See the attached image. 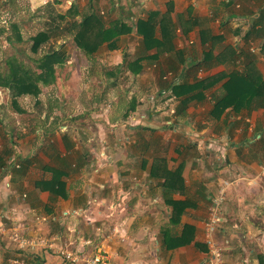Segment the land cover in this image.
<instances>
[{"label":"crops","instance_id":"obj_1","mask_svg":"<svg viewBox=\"0 0 264 264\" xmlns=\"http://www.w3.org/2000/svg\"><path fill=\"white\" fill-rule=\"evenodd\" d=\"M92 10L104 19L114 15L131 33L80 63L68 57L53 84L39 85L34 107L41 120L33 127H16L15 114L0 102V225L52 244L21 254L0 237V264L20 255L27 264H73L59 250L81 247L86 256L102 248L109 264H203L207 209L224 182L223 223L215 234L223 264H259L264 109L252 104L238 113L229 107L219 117L211 112L229 75L246 70L235 49L253 59L251 68L264 80V0L79 4L78 12ZM148 19L156 44L145 49L136 24ZM134 63L141 66L136 74L129 67ZM71 65L90 84L76 81L70 95L58 82ZM223 75L201 94L189 88ZM172 83L187 89L177 95ZM51 87L61 101H74L69 114L39 100ZM23 96L30 95L11 97L18 115L27 111L18 106ZM184 234L188 243L176 246Z\"/></svg>","mask_w":264,"mask_h":264},{"label":"trees","instance_id":"obj_2","mask_svg":"<svg viewBox=\"0 0 264 264\" xmlns=\"http://www.w3.org/2000/svg\"><path fill=\"white\" fill-rule=\"evenodd\" d=\"M93 0H89L91 3ZM50 15L52 12H48ZM53 15V14H52ZM80 16V20H75L74 17ZM58 20L69 19V24L64 31L68 32L72 39V44L75 51H79L84 57L93 56L103 44L114 46L112 43H116L117 39L122 35L130 34L132 31L131 27H128L122 21H106L99 11L78 12V9L71 6L64 14H57ZM152 20L138 21L136 30L138 35L142 36V42L145 45V49L154 46L156 44L153 37V26ZM16 28L15 26H13ZM58 30L63 34V31L59 26L48 27L46 31L39 32L31 38L32 46L31 51L38 55L33 62L38 69V73L32 71L29 68L24 67L20 63L11 62L9 72L4 78H0V87L7 88L10 91L11 97L16 98L21 95H30L38 97L40 94L39 84L51 85L56 80V69L62 68L64 63L70 57L63 46L59 48H49L45 53H38L43 45L48 43L50 39L61 37L56 36ZM59 32V33H60ZM248 35V34H247ZM17 36V35H16ZM148 44H150L148 46ZM233 57L246 67L244 71H233L228 80L224 84L225 94L215 100L214 108L211 112L212 116L219 117L227 108H231L233 112L238 113L241 109L251 106L252 104H258L264 109V80L261 79L255 69L251 68L253 59L247 57V54L240 50H236L233 53ZM242 57V58H240ZM207 56H205V61ZM236 61V62H237ZM130 70L133 73L140 71V65L134 63L130 65ZM223 76L217 77L215 80H200L194 86L189 88L194 89L201 94L203 91L209 89ZM172 90L175 94L179 95L182 89L186 90L182 83H172ZM180 89L178 92L177 90ZM16 101H13V104ZM181 104L183 108L187 105L186 100H182ZM178 112V111H177ZM173 222L176 221L177 213L176 209L173 208ZM187 228H185L186 231ZM188 240L185 238V234L176 239L175 245H185ZM259 264H264V259L259 258Z\"/></svg>","mask_w":264,"mask_h":264},{"label":"rangeland","instance_id":"obj_3","mask_svg":"<svg viewBox=\"0 0 264 264\" xmlns=\"http://www.w3.org/2000/svg\"><path fill=\"white\" fill-rule=\"evenodd\" d=\"M83 1L86 2V0H66V2L65 0H0V78L6 77L10 68L9 64L14 61L38 73L39 71L36 69V65H34L35 63L33 62L35 58H38V55L30 49L32 46L31 38L39 32L46 31L48 27L56 25L60 27L63 34L61 35V32L58 30L56 36L61 35V37L50 39L48 43L42 46L38 53H45L52 47L57 48L58 46H63L67 54L70 57L78 58L79 60L77 62L80 63V59L84 58V56L81 52L75 51L70 34L64 31L69 24V19L60 21L54 16L57 14H64L72 5L79 10V4H83ZM118 4L120 5L119 2ZM49 11L52 12L53 15H50L48 13ZM74 19L79 21L80 16H76ZM113 19H115L114 15H109L106 16L105 20L108 22ZM129 41V46H131L133 42H131V39H129ZM71 66L73 67L66 68V70L64 69V72L59 76L60 81L58 82V84L70 95L72 94L71 91L75 90L73 84L76 81L79 80L82 86L85 87L90 84L84 72L78 74V72L74 70L75 65ZM64 80H67L66 83ZM92 80L93 83L91 87L98 89L96 86L98 82L94 81V79ZM128 83L129 82H121V88L129 89ZM54 91L53 87H51L43 93V95L41 94L39 96V100H41V102L44 101L48 105L60 106L61 110L65 109L70 111L72 108L70 103L73 105L74 101L72 102L70 97L71 100L67 97L64 102L61 101ZM22 98L23 99H18V106L20 108H25L27 111L24 110L25 112H22V115H18L20 113L15 112L14 105L11 103L10 93H7V91L6 93L4 91L1 92L0 90V102L6 104L7 112L10 111L15 114L10 120H14V122H16L15 126H18L20 129V124L22 126L23 123H27V125L30 123V127H33L35 121L38 122L41 120L39 117L41 114H39L38 109L34 107L37 97L23 96ZM26 131L28 132V128Z\"/></svg>","mask_w":264,"mask_h":264},{"label":"built area","instance_id":"obj_4","mask_svg":"<svg viewBox=\"0 0 264 264\" xmlns=\"http://www.w3.org/2000/svg\"><path fill=\"white\" fill-rule=\"evenodd\" d=\"M10 165H13L11 162ZM16 168L19 166L16 165ZM227 192V183H222L216 193L210 198L207 209L206 221L204 224V244L207 247V260L203 264H223V246L215 239V234L223 223V203ZM0 237L5 238L10 244H13L17 252L35 253L37 250L52 249V244L40 237H27L21 233L16 225H8L2 223L0 225ZM63 260L73 264L82 262L83 264H109V257L102 248L96 250L89 256L83 255L84 248H77L75 251L59 250ZM9 264H27L20 257H13L9 260Z\"/></svg>","mask_w":264,"mask_h":264}]
</instances>
